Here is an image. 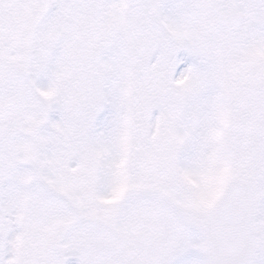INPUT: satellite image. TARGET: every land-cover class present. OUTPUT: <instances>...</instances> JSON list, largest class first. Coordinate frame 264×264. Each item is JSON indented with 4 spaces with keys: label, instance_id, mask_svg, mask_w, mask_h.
Listing matches in <instances>:
<instances>
[{
    "label": "snow or ice",
    "instance_id": "obj_1",
    "mask_svg": "<svg viewBox=\"0 0 264 264\" xmlns=\"http://www.w3.org/2000/svg\"><path fill=\"white\" fill-rule=\"evenodd\" d=\"M0 264H264V0H0Z\"/></svg>",
    "mask_w": 264,
    "mask_h": 264
}]
</instances>
